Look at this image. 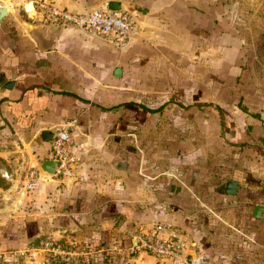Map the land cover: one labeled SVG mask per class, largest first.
I'll return each instance as SVG.
<instances>
[{
    "label": "crops",
    "instance_id": "0c3cea01",
    "mask_svg": "<svg viewBox=\"0 0 264 264\" xmlns=\"http://www.w3.org/2000/svg\"><path fill=\"white\" fill-rule=\"evenodd\" d=\"M52 1L80 12L115 1L135 27L117 48L43 24L30 0H0V73L12 82L0 84V126L14 121L17 142L0 141V171L15 153L17 169L41 173L64 127L80 157L25 189L32 216L14 229L0 221L6 261L29 253L33 264L42 253L44 264H60L48 257L59 244L87 251L81 264H264V46L249 43L264 34L247 24L263 25L262 4ZM11 211L0 205V218ZM155 223L182 235L186 262L140 247L136 236Z\"/></svg>",
    "mask_w": 264,
    "mask_h": 264
},
{
    "label": "built area",
    "instance_id": "2783aa9c",
    "mask_svg": "<svg viewBox=\"0 0 264 264\" xmlns=\"http://www.w3.org/2000/svg\"><path fill=\"white\" fill-rule=\"evenodd\" d=\"M34 11L43 24L58 28H72L89 36L100 37L117 48L124 46L131 38L135 27V17L131 12L111 10L105 4L88 11H72L56 5L52 0H30ZM51 159L58 162L55 172L62 174L69 170L80 157L73 151V139L68 128L57 129L53 133L51 144ZM1 177L11 179L5 170L0 171ZM39 171L29 168L25 176V187L36 189L42 182ZM142 249L150 254L172 260L186 262L184 256L185 244L182 235L175 229L161 223H155L149 230L136 236ZM60 264H81L89 260L85 250L65 248L59 244L48 249Z\"/></svg>",
    "mask_w": 264,
    "mask_h": 264
},
{
    "label": "rangeland",
    "instance_id": "374dc122",
    "mask_svg": "<svg viewBox=\"0 0 264 264\" xmlns=\"http://www.w3.org/2000/svg\"><path fill=\"white\" fill-rule=\"evenodd\" d=\"M238 1H241V0H238ZM248 1H252V0H248ZM258 2H260L262 4L263 9L262 8L259 9V12L261 10H263V16H262V18L259 17L257 19V22L259 24L263 23V25H260V27H256L254 24L255 19H253V20L248 19L247 24L249 27H252L251 28V29H253L252 31L256 30L258 33L262 32L264 34V0H258ZM238 11L240 12V10H238ZM250 12H252V11H250ZM239 21H240V19H239ZM249 43H250L251 48H256L258 46H261V44H262V46H264V40H261V39L260 40H253V41H250ZM11 123L15 124L14 121L10 122L9 120H6V119L2 120V125L0 126V129L6 128V133L5 134L0 133V141H2L3 146H8L9 149L14 150L17 148V146H16L17 142H16V140H14V138H13L14 135L12 132L16 130V127H15V125L12 127ZM13 154L14 155H10V157H9V161H8L9 164H7L8 170L5 169L11 175V179H5L2 177L3 179H2V181H0L1 188H2V189H0V205H1V208L12 210L11 214L9 216L1 217L0 221L3 220L4 223L7 224V226L11 229H14L13 227H11L12 226L11 222L13 224L17 225V224L21 223V221L24 220L25 216H32L31 214L35 213V210H36V205H33L34 200H32V198L29 196L31 193L27 192V191H30V189H27L25 187L26 172L29 170V168L35 167V165L24 168L23 171L21 170V168L17 169V167L20 166V164L15 159L16 154L15 153H13ZM40 170H42V169H40ZM51 176H52V174H46L43 170L40 173V177L43 179L42 182H47L48 179L51 178ZM22 180L24 182H22ZM14 222H16V223H14ZM29 222H31V219L29 220ZM4 223H0V224H4ZM28 226L29 225H27V228H28ZM29 234L31 235L30 232H29ZM30 235H29V237H30ZM53 246L54 245H49L48 247L51 248ZM8 251H11V250L7 249V250L2 251V252L0 251V262H2L3 260H5V261L6 260H12L9 258L10 254L7 253ZM31 257H32V255H29V253L28 254L27 253L22 254V255L17 257V260L14 261V264H24L23 260L24 259L29 260V259H31ZM35 257H36V255H34V257L31 260H33ZM48 257H49V259H51L53 261V263H55L52 253H50V255H48ZM37 260H38V258H37ZM5 264H11V263L6 261Z\"/></svg>",
    "mask_w": 264,
    "mask_h": 264
},
{
    "label": "water",
    "instance_id": "95a60500",
    "mask_svg": "<svg viewBox=\"0 0 264 264\" xmlns=\"http://www.w3.org/2000/svg\"><path fill=\"white\" fill-rule=\"evenodd\" d=\"M108 8L111 10H119V4L115 1H110L108 3ZM7 14V9L5 7L0 8V20ZM5 84V86L11 85L8 82H6V77L3 73H0V84ZM8 83V84H7ZM9 87V86H8ZM49 135L51 136L52 133L50 132ZM58 165V162L54 159H46L42 162L41 164V169L46 173V174H53L55 172V166ZM237 186L238 182L235 180H227L225 182V193L234 195L235 192L237 191ZM262 210V205H256L254 207V215H260ZM31 261L27 260L26 264H30ZM33 264H44L43 263V254L39 253L38 254V260L33 263Z\"/></svg>",
    "mask_w": 264,
    "mask_h": 264
},
{
    "label": "trees",
    "instance_id": "16d2710c",
    "mask_svg": "<svg viewBox=\"0 0 264 264\" xmlns=\"http://www.w3.org/2000/svg\"><path fill=\"white\" fill-rule=\"evenodd\" d=\"M151 111V110H150ZM1 181V180H0Z\"/></svg>",
    "mask_w": 264,
    "mask_h": 264
}]
</instances>
